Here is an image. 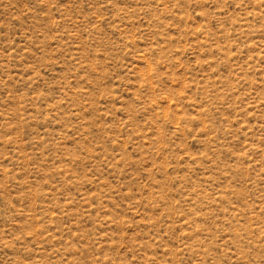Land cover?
I'll return each instance as SVG.
<instances>
[{
  "label": "rangeland",
  "instance_id": "1",
  "mask_svg": "<svg viewBox=\"0 0 264 264\" xmlns=\"http://www.w3.org/2000/svg\"><path fill=\"white\" fill-rule=\"evenodd\" d=\"M0 264H264V0H0Z\"/></svg>",
  "mask_w": 264,
  "mask_h": 264
}]
</instances>
